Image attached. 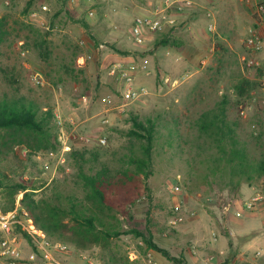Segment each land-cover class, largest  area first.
Segmentation results:
<instances>
[{"label": "rangeland", "instance_id": "1", "mask_svg": "<svg viewBox=\"0 0 264 264\" xmlns=\"http://www.w3.org/2000/svg\"><path fill=\"white\" fill-rule=\"evenodd\" d=\"M152 1L103 0L96 6L95 16L89 17L88 9L79 0L65 5L56 4L54 0H0V18H5L7 29V36L0 44V94L19 90L42 108H51L60 142L53 155L37 153L36 162L27 160L28 153L18 148L17 159L9 158L5 165L17 174L24 167L23 176L16 180L50 182L60 176L61 170L70 177L74 173L68 157L71 149L96 143L103 150L121 149L129 142L127 135L133 129V118L138 122L151 119L157 125L159 137L154 174L145 183L149 191L143 193L132 208L131 225L151 236L154 243L169 253L171 260L147 249L142 240L132 234L113 240L110 252L127 257L135 264H201L204 247L218 244L221 236L226 246L225 236L231 227L247 225L264 233V200L251 213L242 211L244 201L255 192L264 191V179L250 186L254 188L252 195L247 189L244 194L221 191L215 184L208 189L189 174L178 141L170 147L166 135L174 117L178 118L175 122L178 131L187 134L189 122L223 96L230 99L229 117L239 120L240 133L256 135L264 130V95L256 73L245 69L248 54L243 44L250 30L264 35V17L261 19L255 13V6L264 4V0L237 3L238 9L234 11H231V0L201 5L199 11L194 12L196 17L192 24L182 21L172 30L170 55L156 56L162 37L160 33H150L144 45L133 52L134 60L126 62L130 52L120 51L104 39H109L111 32L123 33L121 35L127 38L133 18L150 8ZM45 3L49 7L47 13ZM135 4L139 8L132 17L124 11L123 5ZM208 11L212 13L211 19L206 17ZM187 17L189 14L183 20ZM211 22L215 28L209 31ZM35 30L45 39L42 50L45 49L44 55L48 57L46 61L35 47ZM72 62L83 68L79 83H50L57 67ZM117 64L131 72L136 87L148 89L147 95L122 110L117 109L122 104L123 87L117 80L119 70H113ZM104 97H109L111 103L105 105ZM56 117L61 119V125L57 124ZM103 119L108 122L103 123ZM100 138H106L105 145L98 143ZM243 186L248 185L243 184L241 188ZM40 195L37 193L35 197ZM258 206H262L260 212ZM174 211L183 221L169 227ZM236 211L241 212V217L235 216ZM124 229H128L127 226ZM215 235L218 239L213 242ZM17 242L26 254L29 251L26 239L21 236ZM64 244L68 252L59 258L65 263L85 264L80 256L83 254L102 264L98 259L100 249L77 251ZM252 261H255L254 256ZM0 264L7 263L0 260Z\"/></svg>", "mask_w": 264, "mask_h": 264}, {"label": "trees", "instance_id": "2", "mask_svg": "<svg viewBox=\"0 0 264 264\" xmlns=\"http://www.w3.org/2000/svg\"><path fill=\"white\" fill-rule=\"evenodd\" d=\"M67 1L56 0L63 5ZM34 33L35 47L46 61L48 57L44 55L45 49L42 50L45 39L39 31ZM6 36V21L1 17L0 44ZM169 40L163 36L159 46H169ZM54 72L55 76L49 80L54 85L67 81L79 83L83 68L72 62L60 65ZM229 103V97L223 96L201 111L189 122L185 135L178 131L175 124L178 118L174 117L166 142L172 147L178 141L189 174L201 180L206 188L215 184L221 191L236 194L243 184L253 186L264 179V130L256 135L240 133L239 120L229 117ZM156 127L151 119L138 122L133 118V129L128 132L129 142L125 147L103 150L96 143L71 149L68 157L74 173L70 177L61 170L60 176L50 182L16 180L23 176L24 167L17 174L5 163L9 158L17 159L18 148L27 151V160L36 162L37 153L56 151L60 142L51 108H42L19 90L5 91L0 94L1 212L12 211L16 196L22 192V205L35 227L51 240L67 243L77 251L100 249L98 259L102 264H135L110 252L113 240L128 234L140 238L147 249L170 261L169 253L154 243L151 236L131 225L132 208L149 191L145 183L154 174V154L159 145ZM37 193L41 194L39 198L35 197ZM107 251L110 253L106 254Z\"/></svg>", "mask_w": 264, "mask_h": 264}, {"label": "built area", "instance_id": "3", "mask_svg": "<svg viewBox=\"0 0 264 264\" xmlns=\"http://www.w3.org/2000/svg\"><path fill=\"white\" fill-rule=\"evenodd\" d=\"M86 2L89 4L87 15L93 17L96 13V6L100 5L103 0H86ZM197 9L198 4L195 0H154L150 4V8L134 18L130 27V37L136 45H142L148 34L161 33L179 26L182 21H185L183 18L196 12ZM255 13L262 19L264 17V4H257ZM206 17L211 19L212 13L208 11ZM214 28L212 22L208 24L209 31L214 30ZM243 44L248 54L244 65L245 69L256 73L259 89L264 95V35L256 30H250ZM116 69L119 70L117 80L123 85L120 92L122 104L117 109L122 110L121 108L127 104L138 101L141 97L147 95L148 89L146 87H136L131 72L122 69L121 64L115 65L114 70ZM102 101L105 105L111 103L109 97L102 98ZM107 110L109 109L107 108ZM56 120L57 124L61 125V119L56 117ZM102 122L107 123L108 119H103ZM98 143L105 145L106 138L98 139ZM26 152L24 150V153ZM53 153L49 152L50 155H53ZM22 197V192L16 196L12 211L3 214L0 209V260L5 261L7 264H67L59 257L68 252V246L62 242L51 240L42 230L35 227L28 211L22 205ZM262 200H264V191L259 190L244 201L242 211L251 213ZM235 216L241 217V212L236 211ZM182 221L183 217L177 211H174L173 216L168 221V226L174 227ZM21 236L26 239L29 247L26 254L17 242L18 237ZM212 239L216 241V235ZM255 255L257 258H262L261 264H264V252L259 250ZM80 256L86 264H98L83 255ZM216 262L217 260L213 255H208L204 258L202 264H216ZM153 264L157 263L154 262Z\"/></svg>", "mask_w": 264, "mask_h": 264}, {"label": "crops", "instance_id": "4", "mask_svg": "<svg viewBox=\"0 0 264 264\" xmlns=\"http://www.w3.org/2000/svg\"><path fill=\"white\" fill-rule=\"evenodd\" d=\"M70 2H74V0H69ZM67 1V3H69ZM76 1V0H75ZM81 4L86 6L88 9L89 4L86 2V0H79ZM142 1V0H141ZM198 4V9L199 11L201 5H207V3L211 4L212 2H217V0H195ZM233 4H231V11H234V9H238L237 3L242 4L244 2H250V0H231ZM54 2L57 4L56 0ZM124 6V11H126L129 15L133 17L136 13V8H139L138 4L133 5H123ZM82 7V6H81ZM212 7V6H211ZM48 6L45 3V13L48 11ZM101 8V7H100ZM214 8V7H213ZM194 17L196 15L193 13L189 14V17L185 19V22H188L189 25L190 23L192 24L191 21H194ZM135 18V17H134ZM133 18V20H134ZM133 20L130 24V27L133 23ZM47 28H49V25H47ZM168 32V31H167ZM128 36L121 35L123 33H110L108 36L109 39H104L106 42H109L111 45H113L116 49L120 51H126L130 52L129 54L126 55L127 59L126 62H132L134 60L133 58V52L137 50V47H140L142 45H136L131 37H130V28L128 29ZM160 37L166 36L167 38H172L173 32L170 31L168 33H160ZM145 42V41H144ZM82 43V41H81ZM100 48L103 47V45L99 44ZM173 46L170 44L169 46H159L158 49H156V56L158 58H162L163 56L165 57L172 51ZM97 51H100L99 48H96ZM170 55V54H169ZM90 57V56H89ZM114 70V66H113ZM114 72V71H113ZM100 85V84H99ZM106 111V110H105ZM247 189V192H250L251 195L254 191L253 187L243 186L240 190L241 194H244ZM262 206H258V212H260V208ZM257 212V209H256ZM257 212V213H258ZM255 213V212H254ZM222 237V236H221ZM220 238V242L216 245L212 244L210 246L204 247V252L205 256L201 260V264L204 260V258L208 255H213L215 259L219 262L221 261V264H261L262 259L256 257V252L264 249V233H261V231L257 228H251L250 226L247 225H241L240 228H235L231 227L229 228L227 236L225 238L227 239V244L226 246L224 245L222 239ZM218 239V238H217ZM222 241V242H221ZM214 242V241H213ZM262 248V249H261ZM231 251V253H229ZM196 253V251H193ZM264 252V251H262ZM83 255V254H82ZM252 256H254L255 261H252ZM84 263V261H83ZM74 264V263H73ZM77 264V263H76ZM86 264V263H85Z\"/></svg>", "mask_w": 264, "mask_h": 264}]
</instances>
